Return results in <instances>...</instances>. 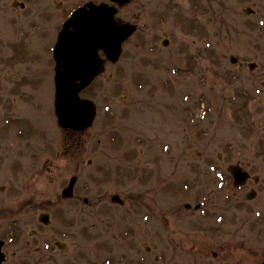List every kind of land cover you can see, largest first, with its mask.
I'll return each instance as SVG.
<instances>
[{"label": "rangeland", "instance_id": "374dc122", "mask_svg": "<svg viewBox=\"0 0 264 264\" xmlns=\"http://www.w3.org/2000/svg\"><path fill=\"white\" fill-rule=\"evenodd\" d=\"M60 1L0 0L3 264H220L201 250L223 235L205 228L263 203L239 201L224 175L240 161L264 176V0H133L119 17L138 30L83 93L97 115L78 131L55 112L49 49L76 4Z\"/></svg>", "mask_w": 264, "mask_h": 264}, {"label": "water", "instance_id": "95a60500", "mask_svg": "<svg viewBox=\"0 0 264 264\" xmlns=\"http://www.w3.org/2000/svg\"><path fill=\"white\" fill-rule=\"evenodd\" d=\"M128 0H120L126 2ZM106 7L95 6L90 15L80 10L75 13L72 24L74 32L65 31L56 47V57L59 62L57 74V112L60 116V125L74 128H84L91 124L95 108L91 101L79 97V91L88 85L97 74V48L104 47L109 56L116 57L120 52L121 42L127 37V26H119L113 22L109 14H104ZM89 15V16H88ZM91 17V18H88ZM114 23V24H113ZM93 36L91 39H82L83 34ZM82 41L81 49H77V42ZM85 45V46H84ZM94 47V48H90ZM253 66V65H252ZM63 67V70L60 68ZM81 79L82 82H77ZM76 179L65 188L64 196H73ZM118 198L117 196L115 197ZM48 214H42L41 220L49 222ZM0 242V251H1ZM4 255H0L2 261Z\"/></svg>", "mask_w": 264, "mask_h": 264}, {"label": "flooded vegetation", "instance_id": "af4514ba", "mask_svg": "<svg viewBox=\"0 0 264 264\" xmlns=\"http://www.w3.org/2000/svg\"><path fill=\"white\" fill-rule=\"evenodd\" d=\"M41 0H29L28 3L32 5H40ZM71 0H61L59 4L60 10H64L65 3ZM88 2H108L111 5L113 4L110 0H75V5L73 8H68L66 10V14L68 18L73 10L79 6L85 5ZM129 5V4H127ZM119 7L116 16H119L120 11L126 7ZM51 3L45 4V9H50ZM26 7V3L24 4ZM33 7V6H31ZM244 163V162H243ZM238 164H241L240 161ZM243 168L247 169L250 173L248 179L242 186H235L234 178L231 174V183L233 189L237 190L236 198L239 200L247 198L248 200L258 199L260 202H263L259 207L254 206V209L250 211L248 219L243 220H229L225 221L222 219L221 221H217L216 219L213 222V225H210L205 228V234L219 236L221 233L223 235V241L220 244H216L214 246V250L212 252H206L201 250L203 255L207 254L209 257L213 256L214 259H219L220 264H264V176L260 173L253 174L251 169L245 167L241 164ZM245 187H248L245 189ZM232 189V190H233ZM261 197V199H259ZM121 201L124 202V198L121 197ZM240 201V200H239ZM222 215V214H221ZM250 221V222H249ZM237 224L238 226L231 225ZM248 225L247 228H243ZM224 224L226 225L224 227ZM217 225V226H216ZM222 225V226H221ZM224 227V228H223ZM245 229V232L244 230ZM7 260V253L5 260L0 263L3 264ZM192 264H196L193 262ZM205 264H211L210 258L205 262Z\"/></svg>", "mask_w": 264, "mask_h": 264}]
</instances>
